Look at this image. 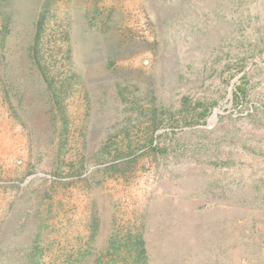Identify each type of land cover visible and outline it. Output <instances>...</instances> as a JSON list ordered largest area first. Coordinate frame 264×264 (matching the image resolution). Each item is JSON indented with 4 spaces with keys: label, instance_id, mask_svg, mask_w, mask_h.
<instances>
[{
    "label": "rangeland",
    "instance_id": "obj_1",
    "mask_svg": "<svg viewBox=\"0 0 264 264\" xmlns=\"http://www.w3.org/2000/svg\"><path fill=\"white\" fill-rule=\"evenodd\" d=\"M0 264H264V0H0Z\"/></svg>",
    "mask_w": 264,
    "mask_h": 264
}]
</instances>
